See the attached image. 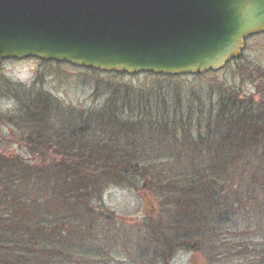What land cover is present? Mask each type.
<instances>
[{"label":"trees","instance_id":"obj_1","mask_svg":"<svg viewBox=\"0 0 264 264\" xmlns=\"http://www.w3.org/2000/svg\"><path fill=\"white\" fill-rule=\"evenodd\" d=\"M169 87V94L162 95L165 100L191 97L184 95L183 86ZM162 97L160 90L152 96L122 82L110 89L102 109L84 114L64 112L66 107L43 92L22 100L27 118L33 119L30 124L39 132L24 140L27 160L0 156V214L6 218L0 220V264L110 261L118 243L113 228L118 217L108 210L98 215L92 207L110 186L156 194L177 211L179 227L174 232L146 226L137 233L148 253H154L155 264H166L180 250L205 249L218 258L224 225L232 223L239 232L245 224H240L243 212L251 209L264 216V101L224 92L217 106L220 123L211 120L216 129L209 127L208 137L198 133L182 138L171 130L179 120H171ZM196 97L192 94L187 109L198 106ZM214 106L212 102L210 108ZM127 113L134 117L121 119ZM62 119L68 125L57 128ZM170 151H178L169 157L175 162L150 156ZM97 236L108 243L110 255L105 256L104 248H91L89 241ZM254 250L256 257L245 264H264V242Z\"/></svg>","mask_w":264,"mask_h":264},{"label":"water","instance_id":"obj_2","mask_svg":"<svg viewBox=\"0 0 264 264\" xmlns=\"http://www.w3.org/2000/svg\"><path fill=\"white\" fill-rule=\"evenodd\" d=\"M259 34L264 0H0V64L196 76L222 71Z\"/></svg>","mask_w":264,"mask_h":264},{"label":"rangeland","instance_id":"obj_3","mask_svg":"<svg viewBox=\"0 0 264 264\" xmlns=\"http://www.w3.org/2000/svg\"><path fill=\"white\" fill-rule=\"evenodd\" d=\"M87 71L70 64H53L34 58L10 59L2 62L0 64V156L14 157L16 160H27L29 157V152L24 147L26 143L24 140L30 133L39 131L34 128L36 126L30 124L33 123V119L30 120L26 116L27 110H24V103H22V100H26V96L36 92L47 93L66 107L67 110L64 112L73 109L76 113L79 111L84 114L102 109L110 97V89H114L122 82L130 88L145 89L148 95L152 93V96L154 92L157 94L160 90L161 97L169 94V86L173 88L183 86L184 95L190 93L191 96H185L187 98L184 101L177 102L172 97L165 100L162 97V101L169 108L171 120L173 122L179 120L170 125L171 130L182 138L188 136L196 138L198 133L208 137V128L216 129V125L211 124V120L216 124L220 123L217 106L224 92L234 91L239 93L242 99L252 97L256 102L264 101V34L248 39L243 55L228 64L225 69L217 73H206L201 78H196L198 75L183 76L180 80L168 81L139 74L134 75L137 77L128 75L119 79L110 74L105 75L108 73ZM261 92L263 94H260ZM192 94H196V98L199 99L198 106L192 105L193 109L189 110L187 107L189 102H192ZM175 102L180 104L181 108L177 109L178 104ZM212 102L216 105L214 109L210 108ZM208 109L212 112L210 113ZM127 114L128 116L122 115L121 119L134 117ZM67 119H62L56 127L59 128L61 124L68 125L64 124V121L68 123ZM75 129L72 127L70 130ZM21 140H23L22 143H20ZM170 152L172 154L157 153L150 156L168 157L167 161L175 162L176 158L169 159V157H176L178 151ZM165 202L164 198L156 194H148L146 191L133 188L110 186L104 190L101 199H95L92 202V207L97 210L98 215L103 210H108L118 217L117 225L113 226L118 234V243H115L110 261L89 259L86 264L93 262L94 264H155L154 253H148V246H144L145 241L139 240L137 233L146 229V226H161L172 232L179 227L177 211L173 207L165 206ZM263 218V215H257V212L250 209L242 213L240 224H245L241 226L239 232L232 223L230 227L224 225V235L217 246L220 248L218 258L210 255L205 249L201 253L180 250L166 264H245L253 260L254 256L256 257L254 247L264 242ZM4 219H6L5 214H0V220L4 221ZM105 226L108 224L105 223ZM89 243L91 248L94 246L99 249L104 248L105 256L110 255L109 245L102 237L91 238Z\"/></svg>","mask_w":264,"mask_h":264},{"label":"flooded vegetation","instance_id":"obj_4","mask_svg":"<svg viewBox=\"0 0 264 264\" xmlns=\"http://www.w3.org/2000/svg\"><path fill=\"white\" fill-rule=\"evenodd\" d=\"M259 35H261V34H259ZM256 36H258V35H256ZM23 142V140H21L20 141V143H22ZM23 144H21V146H22ZM24 147H26V143H25V146Z\"/></svg>","mask_w":264,"mask_h":264}]
</instances>
